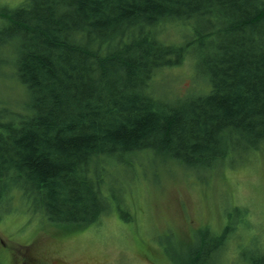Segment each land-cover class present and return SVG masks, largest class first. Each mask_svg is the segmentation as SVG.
<instances>
[{"label": "trees", "instance_id": "trees-1", "mask_svg": "<svg viewBox=\"0 0 264 264\" xmlns=\"http://www.w3.org/2000/svg\"><path fill=\"white\" fill-rule=\"evenodd\" d=\"M0 19L28 99L0 109L6 213L81 229L114 213L102 176L134 153L209 171L264 145V0H24ZM182 65L192 87L159 91L158 73ZM230 227L191 264L227 247Z\"/></svg>", "mask_w": 264, "mask_h": 264}, {"label": "rangeland", "instance_id": "rangeland-1", "mask_svg": "<svg viewBox=\"0 0 264 264\" xmlns=\"http://www.w3.org/2000/svg\"><path fill=\"white\" fill-rule=\"evenodd\" d=\"M23 1L0 0V12ZM173 30L169 34L176 37ZM13 52L10 45L0 50L5 59L0 63V109L20 110L28 100L14 73ZM190 72L186 65L161 71L156 85L159 91L183 94L193 84ZM127 158L131 165L102 176L106 192L114 195V213L84 228L62 230L24 214L18 204H12L18 206L13 213L2 205V264H29V254L38 264H191L189 252L202 248L205 256L228 225L227 247L193 264H248L249 256L264 255V145L256 151L235 148L209 171L184 170L174 159L151 152Z\"/></svg>", "mask_w": 264, "mask_h": 264}, {"label": "flooded vegetation", "instance_id": "flooded-vegetation-1", "mask_svg": "<svg viewBox=\"0 0 264 264\" xmlns=\"http://www.w3.org/2000/svg\"><path fill=\"white\" fill-rule=\"evenodd\" d=\"M27 260L29 264H38L37 259H35L32 255L30 256V254L27 256Z\"/></svg>", "mask_w": 264, "mask_h": 264}]
</instances>
